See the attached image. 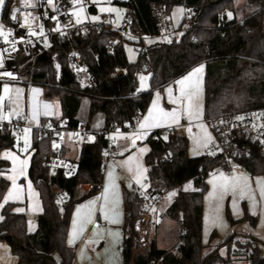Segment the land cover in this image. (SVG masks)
Returning <instances> with one entry per match:
<instances>
[{
  "label": "trees",
  "instance_id": "trees-1",
  "mask_svg": "<svg viewBox=\"0 0 264 264\" xmlns=\"http://www.w3.org/2000/svg\"><path fill=\"white\" fill-rule=\"evenodd\" d=\"M238 1H115L132 14L135 22L129 33L135 39L124 37L110 23H105L90 28L87 37H51L48 51L34 60H20L23 84L41 88L46 100L57 99L61 115L57 118L42 117L40 126L33 129L29 179L42 206L36 228L30 231L29 215L16 211L20 203H5L1 209L0 242L8 245L17 264L73 263L74 250L67 245V236L74 206L84 198H76L78 186L103 182L106 168L103 151L107 146L104 132L133 129L146 113L155 91H162L198 65L205 64V121L236 111L264 107V0H243L246 16L242 20H228L227 12H233ZM157 4L163 6L169 16L178 6L190 11L191 15L183 18L179 27L188 20L193 21L192 26L179 40L146 43L145 38L155 37L159 32V20L154 14ZM61 6L71 10L77 5L74 0H62ZM89 9L95 13L93 6ZM47 25L52 26L50 20ZM111 41L115 46L109 53L107 46ZM126 44L135 46L138 52L135 62L129 61ZM72 51L79 53L88 78L77 77L69 70L68 54ZM143 71L150 76L149 90L140 92L138 76ZM84 98L90 101L89 119L103 114L104 127L94 132L93 141L81 146L76 176H49L46 155L50 144L43 125L67 119L71 127H75ZM16 143V134L11 128L8 125L0 127V203L10 187V181L3 176L10 163L1 157V153L15 150ZM144 143L149 146L145 156L148 179L176 191L166 216L179 226L178 242L171 250H165L159 248L155 241L146 254L134 255L137 241L134 225L141 200L138 193L125 192L124 240L121 244L124 264H234L249 251L253 252L252 264H264V243L254 237H241V241L234 233L205 256L206 246L202 238L204 197L209 189L210 176L232 166L243 168L251 176L264 175V156L253 150L247 156L230 151L228 158L205 154L190 157L187 138L176 136L167 139L162 136V130L152 132ZM167 149L173 154L171 161L164 158ZM190 183L193 190H184ZM53 186L69 195L63 210L58 207ZM227 217L232 225L238 222L232 219L229 210ZM240 221L255 226L257 219L245 210ZM216 237V232H213L211 239ZM221 247L227 250L225 256L220 253Z\"/></svg>",
  "mask_w": 264,
  "mask_h": 264
},
{
  "label": "built area",
  "instance_id": "built-area-1",
  "mask_svg": "<svg viewBox=\"0 0 264 264\" xmlns=\"http://www.w3.org/2000/svg\"><path fill=\"white\" fill-rule=\"evenodd\" d=\"M118 0H114L113 3ZM62 0H7L6 8L3 11V28L0 30V85L2 84H23L21 77L22 58L34 60L37 56L50 49V38H80L89 35L90 28H97L101 24L109 23L113 16L106 14L99 22H92L88 17L86 21H79L74 13L61 6ZM86 11L88 6L84 4ZM154 14L159 20V32L155 38L161 42L179 40L182 34L192 26L191 20L184 22L180 28L171 21L163 6H154ZM15 15L16 19H12ZM27 18V19H25ZM51 21L52 26L47 25ZM134 18L129 11L118 27H113L124 37L128 35L134 25ZM115 42L111 41L107 46V51L111 53ZM69 70L77 77L85 76L88 72L81 63L80 55L77 51L68 54ZM10 73L11 75H7ZM182 102V101H181ZM12 113L11 98L6 97L0 106V127L8 125L14 134H18L24 129V121L21 118H7ZM243 117V119H237ZM212 129L217 146L208 150H203V154L210 157L224 156L232 154L247 156L253 150L264 156V107L246 109L232 112L226 115L214 117L206 121ZM40 126V125H39ZM46 135L49 138L50 150L46 155V166L49 176L64 174L66 177H74L78 173V165L64 156L67 135L72 134L73 140L88 143L90 130L87 123L79 120L75 127H71L67 119L57 122H47L43 125ZM195 132L196 129L193 128ZM107 146L103 151V160L107 164L118 155V147L112 132H104ZM162 136L170 139L176 137L172 130H162ZM164 158L171 161L173 154L170 149L164 152ZM145 191L139 192L141 205L136 218L134 230L137 234L134 255H144L157 240V233L160 225L167 218L160 209V204L170 191L166 187L152 183L148 178L144 181ZM87 190L100 194L103 191V183L86 184ZM58 207L63 210L69 201L67 192L52 187ZM37 224V220H33ZM101 223V226H105ZM178 255L177 251L175 252ZM253 252L249 251L238 260L240 264H252ZM235 263V262H234ZM151 264H156L151 262Z\"/></svg>",
  "mask_w": 264,
  "mask_h": 264
},
{
  "label": "rangeland",
  "instance_id": "rangeland-1",
  "mask_svg": "<svg viewBox=\"0 0 264 264\" xmlns=\"http://www.w3.org/2000/svg\"><path fill=\"white\" fill-rule=\"evenodd\" d=\"M6 1L7 0H5L3 6H0V26H2L0 27V30L3 28V11L5 9ZM113 1L114 0H74L77 6L75 9H71L70 11L74 13L79 21H86L88 13L92 22H99L103 15L111 14L113 19L109 22L110 25L118 27L125 17L127 10L119 4L113 3ZM84 4L87 6H94L97 10L96 14L91 13L89 10L86 11L87 8L85 9ZM238 6H242V3L239 2L237 7ZM186 15H188V11L184 7L178 6L173 8L170 18L173 24L178 26L181 24ZM94 17H96V19H93ZM126 38L132 40L135 39L133 36L129 35ZM154 41L156 40L148 39L146 40V43ZM125 51L129 61L135 62L137 60L138 52L134 45L126 44ZM197 69H202V71L197 73ZM141 77L146 79L142 81ZM204 77L205 67L201 65L180 77L176 81L175 86L169 85L164 92L155 91L150 107L145 114V118L157 121V128L153 131L172 130L174 132L175 130L176 132L181 131L184 133V135L189 138V155L191 157L201 156L203 154V150H208L217 146V141L212 129L203 119ZM149 78L150 76L148 72L143 71L139 74L138 86L140 91L145 92L149 90ZM180 81H184V83L181 84ZM169 89H171V92H169ZM190 89H192L191 92H189ZM189 94H191V101L187 98ZM6 97L11 98L12 101V113L7 119L10 120L11 118H18L21 116L25 120L23 131L16 134V149L7 150L3 153L4 158L8 159L11 164L10 172L7 175L11 184L8 189L9 192L7 193H11L12 198L19 199L13 201L27 203V214L31 219L37 217V215L41 212V204L33 185L28 179L29 159L27 160L25 158L32 148L33 129L37 128L39 125L38 120L35 119L31 113V97H34V99L36 97L40 100L43 97V90L39 87L26 86L25 84H2L0 89V106ZM181 99L186 102L187 106H189V110L188 112L185 111L184 116L177 108V104ZM87 102L88 101L85 100L82 104L80 111L81 116H84L87 109ZM54 111L55 115L59 113V108L58 106H55V104ZM173 112L178 119V123L174 122L172 117L165 115L166 113ZM186 124H194L198 132L196 134L192 133L186 128ZM163 137L167 138V136ZM236 168L237 166H232L229 170H218V174L216 173L217 175H212L213 179L211 180V183H209V191L205 197L206 214L203 225V243L206 246L204 254L212 252L213 249L224 242L229 235L234 233L241 235H255L252 233L256 232L264 238V208L262 211V204H259V202L255 204L256 201L254 202L255 197H260L262 203L264 197L261 196V191L259 192V195L252 188L246 190L242 184L239 185L243 188V195H241L239 190L235 193L231 190L226 193H222L220 190L221 185L226 182H232L230 175L234 174V170H236ZM255 178H258L260 182H264V175L255 176ZM189 185L190 187H187ZM186 188L187 190L192 189V184H187L184 187V190H186ZM175 196V190H170L166 194L160 204V209L163 213L166 214ZM252 203H254L257 208L261 206L260 217L259 214H252L249 211V209H252L253 207ZM24 208V205L18 207V209ZM227 210H229L232 219L238 221L236 224L232 225L229 222ZM245 210L249 214L251 213L253 217L257 218V225L255 228L247 221H240L244 216ZM35 228L36 226L30 223L29 230L33 231ZM244 230L247 232H244ZM213 232H216L218 236L215 239H211ZM178 234V224L175 221L168 220V218H166L160 225L155 243L161 249L171 250L177 245ZM239 240L243 241L242 238ZM220 253L222 256H225L227 253L226 248L221 247ZM234 264L240 263L235 261Z\"/></svg>",
  "mask_w": 264,
  "mask_h": 264
},
{
  "label": "crops",
  "instance_id": "crops-1",
  "mask_svg": "<svg viewBox=\"0 0 264 264\" xmlns=\"http://www.w3.org/2000/svg\"><path fill=\"white\" fill-rule=\"evenodd\" d=\"M239 2L242 3V6L237 7ZM89 7L90 6H88V10L90 11ZM73 9H75V7ZM187 11H188V15H186L185 17H189L191 15L190 11L189 10ZM96 12L97 10L95 8V13L93 14H96ZM231 13H232V19L236 18V19L242 20L246 16V13H247L244 7V1L239 0L236 4L235 10ZM88 17L90 18L89 15ZM232 19H228V20H232ZM145 39L146 40L148 39L157 40L155 37H148ZM201 65L205 67V72H206V65L200 64L198 66H201ZM176 81L169 85L175 86ZM169 85L164 87V89L161 92H164L165 89ZM191 91L192 89H190L189 92ZM85 100L88 101L87 109L84 113V116H81L80 111H81L82 104ZM181 101L182 99L179 100V103L177 104L178 106L177 108L184 116L185 111L188 112L189 106L186 105L185 101H182V102ZM54 104L55 106H58L59 108V113H57L56 115L54 114L55 112ZM82 104H81V107L78 113V119L83 120L87 123L88 129L91 132L90 137H89V142H91L94 139V135H93L94 132H97L103 129L104 116L103 114H97L92 119H89V107H90L89 99L84 98L82 100ZM31 113L34 116V118L38 120L39 125H40V121L42 117L57 118L61 115L60 103L57 99H54V101L52 100L50 101V100L44 99V97H42L40 100L37 99L36 97L35 99L34 97H31ZM202 113H203V119H204V86H203ZM145 114L138 119L133 129L129 131H123L120 129H116L112 132V138H114V140L116 141L117 147H118V155L116 156L114 160L106 164L105 174H104V178L102 182L103 183L102 193L96 194L95 192L88 191L86 184H81L78 186L75 196L77 199L83 198V197L84 198L80 200L79 202H77L74 206L72 216H71V221H70V228H69V232L67 236V245L74 250V259H73L72 264H124V259H123V255L121 251V244L124 240L123 227L125 223V211H126L124 193L125 192L139 193V192L146 190V187L143 181L148 178V173H147V168H146V163H145V156L149 152V146L145 144L144 142L147 139V137L152 132H154L153 130L157 128L156 127L157 121L155 120L153 121L151 119L145 118ZM19 118H21L25 123V120L21 116ZM141 124H144L145 127L141 128ZM185 126L187 129H189L194 134L198 132L194 124H191V125L186 124ZM193 128L196 129L195 132L193 131ZM174 134L179 137H185L189 140V138L186 137L184 133H182L181 131L176 132L174 130ZM82 145H83L82 142L73 140L72 134L69 133L67 135L66 145L64 147V156L70 161L77 163L80 157ZM142 149L144 151H141ZM5 151L1 153V157L9 162L8 159L4 158L3 153ZM32 153L33 151L31 148V150L29 151V153L26 155V158H25L27 160L29 159L28 179H29L30 159H31ZM10 168H11V164H10ZM10 168L6 173L3 174V176L7 178L8 180L9 178L7 175L10 172ZM109 173H111V176L109 175ZM216 173L218 174V171ZM212 175L208 179V185L209 183H211V180L213 179ZM230 176L231 178L239 177L240 178L239 184H242V186H244L246 190L249 188H252L257 194L260 195L259 192L261 191V188L263 187L264 184L262 185L261 182L258 180V178H255V176H251L243 168L237 167L236 170H234V174ZM138 180H139V183L137 182ZM10 184H11V181H10ZM192 190H193V186H192V189L186 190V191H192ZM8 195L9 193H6L5 197H7ZM5 197H4L3 202L0 203V205L5 204L4 202ZM205 197H204V207H203V225H204L205 214H206ZM13 200H19V199L18 198L14 199L11 197L7 203L9 202L20 203V202H15ZM254 202L255 204L257 202H259V204H262V211H263L264 199L262 200V203H261L260 197H255ZM20 204H21L20 206L24 205L25 208L23 209V211H17V212L27 213L28 212L27 203L25 202V203H20ZM40 204H41V201H40ZM252 204H253V207L252 209L250 208L249 211L252 214H256V213L259 214V217H260L261 216V206L257 208V206H255L254 203ZM2 207H0V216H2L1 215ZM41 213H42V206H41V212L38 215H40ZM33 220H37V217L31 218V221H30L32 225L36 226V224H33ZM168 220H171V219L168 218ZM102 222L105 223L106 225L101 226ZM256 225H257V222H256ZM255 226L253 227L255 228ZM244 232H247V231L244 230ZM252 234H255V235H251V234L250 235L237 234V235L240 238L246 237V236L254 237L264 243V238L261 237L258 233L254 232ZM202 238H203V232H202ZM69 240H74V243L70 244ZM207 254H204L203 252L204 256ZM0 264H17V259L15 256L12 255L8 245L5 243H1V242H0Z\"/></svg>",
  "mask_w": 264,
  "mask_h": 264
},
{
  "label": "snow or ice",
  "instance_id": "snow-or-ice-1",
  "mask_svg": "<svg viewBox=\"0 0 264 264\" xmlns=\"http://www.w3.org/2000/svg\"><path fill=\"white\" fill-rule=\"evenodd\" d=\"M50 2H51V0H50ZM4 3H5V0H0V6H3ZM227 16H228V19H232V13L231 12L227 13ZM12 19H16V16L13 15L12 16ZM25 19H27V18H25ZM93 19H96V17H94ZM0 27H2V26H0ZM200 71H202V69H197L196 70L197 73L200 72ZM6 74L7 75H11L10 73H6ZM145 79L146 78L141 77V80L142 81L145 80ZM180 83L183 84L184 81H180ZM169 92H171V89H169ZM187 98L189 99V101H191V94H189ZM165 115L172 117L173 118V121L176 122V123H178V119L176 118V115H175L174 112L173 113H166ZM237 119H243V117H237ZM143 127H145V125L144 124H141V128H143ZM141 151H144V150L142 149ZM109 175L111 176V173H109ZM226 180H227V178H226ZM239 180H240L239 177H232L231 178V181H232L231 183L226 182L225 184H223V185L220 186L221 192L222 193H226L227 191L231 190L233 193H235L237 190H239L241 192V195H243V188L240 187ZM137 182L139 183V180ZM261 183L264 184V182H261ZM187 187H190V185L187 186ZM214 188H215V186H214ZM186 190H187V188H186ZM11 195L12 194L9 193V195L7 197H5V201H4L5 203L8 202V200L11 198ZM173 195H174V193H173ZM261 196L264 197V187L261 188ZM2 206L3 205H0V207H2ZM16 211H23V209H17ZM2 219H3V217L0 216V220H2ZM69 243L70 244L71 243H74V240H69Z\"/></svg>",
  "mask_w": 264,
  "mask_h": 264
},
{
  "label": "water",
  "instance_id": "water-1",
  "mask_svg": "<svg viewBox=\"0 0 264 264\" xmlns=\"http://www.w3.org/2000/svg\"><path fill=\"white\" fill-rule=\"evenodd\" d=\"M121 74H122V72H121Z\"/></svg>",
  "mask_w": 264,
  "mask_h": 264
}]
</instances>
